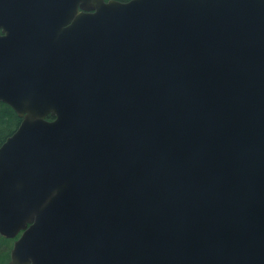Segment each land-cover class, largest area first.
<instances>
[{"label":"water","instance_id":"obj_1","mask_svg":"<svg viewBox=\"0 0 264 264\" xmlns=\"http://www.w3.org/2000/svg\"><path fill=\"white\" fill-rule=\"evenodd\" d=\"M0 102L8 264H264V0H0Z\"/></svg>","mask_w":264,"mask_h":264},{"label":"trees","instance_id":"obj_2","mask_svg":"<svg viewBox=\"0 0 264 264\" xmlns=\"http://www.w3.org/2000/svg\"><path fill=\"white\" fill-rule=\"evenodd\" d=\"M48 117L52 118L51 116ZM21 120L9 104L0 102V146L17 129ZM11 246L12 239L0 235V263L6 258L4 255L8 256Z\"/></svg>","mask_w":264,"mask_h":264},{"label":"rangeland","instance_id":"obj_3","mask_svg":"<svg viewBox=\"0 0 264 264\" xmlns=\"http://www.w3.org/2000/svg\"><path fill=\"white\" fill-rule=\"evenodd\" d=\"M10 239H11V238H10ZM13 242H14V238H12V246H13ZM12 246H11V248H12ZM10 253H11V249H10V251H9L8 256H5V255H4V257H6V258H4L3 261H2L0 264H8V262H9V260H10Z\"/></svg>","mask_w":264,"mask_h":264},{"label":"bare ground","instance_id":"obj_4","mask_svg":"<svg viewBox=\"0 0 264 264\" xmlns=\"http://www.w3.org/2000/svg\"><path fill=\"white\" fill-rule=\"evenodd\" d=\"M12 239V238H11ZM16 239V237L14 238V240Z\"/></svg>","mask_w":264,"mask_h":264}]
</instances>
